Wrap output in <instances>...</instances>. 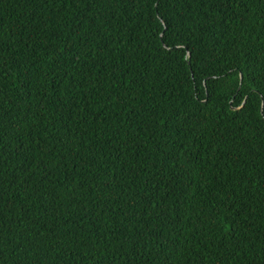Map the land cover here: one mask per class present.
I'll return each instance as SVG.
<instances>
[{
  "label": "trees",
  "instance_id": "1",
  "mask_svg": "<svg viewBox=\"0 0 264 264\" xmlns=\"http://www.w3.org/2000/svg\"><path fill=\"white\" fill-rule=\"evenodd\" d=\"M0 264H264V0H0Z\"/></svg>",
  "mask_w": 264,
  "mask_h": 264
}]
</instances>
